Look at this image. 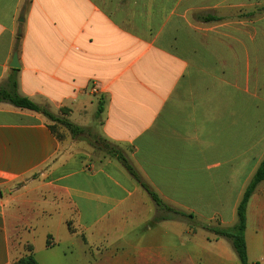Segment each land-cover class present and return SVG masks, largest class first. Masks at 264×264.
Returning a JSON list of instances; mask_svg holds the SVG:
<instances>
[{
    "label": "crops",
    "instance_id": "1",
    "mask_svg": "<svg viewBox=\"0 0 264 264\" xmlns=\"http://www.w3.org/2000/svg\"><path fill=\"white\" fill-rule=\"evenodd\" d=\"M13 71L21 96L122 149L167 209L118 160L0 103V264L25 255L16 238L39 264H240L207 228L236 224L264 159V0H0V88ZM245 236L264 264V182ZM73 237L94 251H63Z\"/></svg>",
    "mask_w": 264,
    "mask_h": 264
},
{
    "label": "trees",
    "instance_id": "2",
    "mask_svg": "<svg viewBox=\"0 0 264 264\" xmlns=\"http://www.w3.org/2000/svg\"><path fill=\"white\" fill-rule=\"evenodd\" d=\"M205 21H213L215 18L206 17L203 18ZM0 103H8L16 108L29 110L38 114L43 115L52 125L50 126L53 133L57 135L59 140H63V137L57 131V127H63L73 139H85L90 142V146L93 148L94 152L99 151L104 154L102 158H112L118 160L128 171V173L147 191L155 204L163 209H167L159 197L141 180V177L135 167L131 164L125 153L117 145L109 142L108 140L96 136L92 133L91 128H84L78 126L67 119V110H62V115L57 116L50 111L47 106H41L34 103L27 97H23L18 92V82L16 71L8 77V80L4 87L0 88ZM103 111L102 104H100L97 118L101 115ZM264 182V159L261 162L258 170L247 186L243 198L237 209V222L230 229H220V228H207L209 231L213 232L217 237L227 239L235 251L240 264H249L248 259V249L246 242V229H247V208L250 199L255 194L258 186ZM180 216H185L182 212H177ZM189 219H193V216H189ZM160 220V219H159ZM164 220V218L162 219ZM47 246L50 247V237L47 240ZM15 264H39L35 258L34 248L31 244L27 243L25 246V255L18 259Z\"/></svg>",
    "mask_w": 264,
    "mask_h": 264
},
{
    "label": "rangeland",
    "instance_id": "3",
    "mask_svg": "<svg viewBox=\"0 0 264 264\" xmlns=\"http://www.w3.org/2000/svg\"><path fill=\"white\" fill-rule=\"evenodd\" d=\"M88 118V117H87ZM57 127V131L60 133V135L64 138H66L67 136H65L66 134V130L63 128V127ZM91 128L92 130V133L96 136H98L97 134V130L95 128V125L89 127ZM75 140L77 143H79L82 147H85V149H89L90 151H94L93 148L90 146V142L88 140H85V139H73ZM95 153V156L99 159V158H102L104 156L103 153L99 152V151H96L94 152ZM79 163L80 161L77 159V160H74L72 161V163L65 167L64 168V172H72V171H75L78 166H79ZM69 229L71 232H73L74 234H78V235H81L82 237L85 238V235L84 233H77L78 231L75 229V227L69 225ZM47 232L48 230L46 229V227H42V226H38L37 228H34V231H32L31 235L33 236V238L36 240V242H41L43 241L45 238H46V235H47ZM140 234V229L139 228H135V226H133L132 228L126 230V240L129 241L130 244H135V242L137 241L138 239V236ZM62 236V235H61ZM86 236L90 237L91 236V233L88 232L86 234ZM114 236V235H113ZM68 239L70 236H68ZM15 243H19L21 245V247L23 246L24 247V250H25V246L26 244L23 243L19 238H16L14 240ZM138 242V241H137ZM138 244V243H137ZM89 246L85 245V244H82V238L81 237H73L72 238V242H69V240L65 239V244H64V247L62 248L63 251H66V252H74L75 254H81V253H87L89 251H94V249L92 250L90 247H91V244H88ZM117 248V245H104L103 247V250H106V249H116Z\"/></svg>",
    "mask_w": 264,
    "mask_h": 264
},
{
    "label": "water",
    "instance_id": "4",
    "mask_svg": "<svg viewBox=\"0 0 264 264\" xmlns=\"http://www.w3.org/2000/svg\"><path fill=\"white\" fill-rule=\"evenodd\" d=\"M11 67L14 69L20 68L17 53L13 57V63L11 64ZM6 193H9V191H6ZM0 196H2V193H0Z\"/></svg>",
    "mask_w": 264,
    "mask_h": 264
},
{
    "label": "built area",
    "instance_id": "5",
    "mask_svg": "<svg viewBox=\"0 0 264 264\" xmlns=\"http://www.w3.org/2000/svg\"><path fill=\"white\" fill-rule=\"evenodd\" d=\"M90 94L93 95V96H96V95H100V90L99 88L97 87V85L93 84L90 88Z\"/></svg>",
    "mask_w": 264,
    "mask_h": 264
}]
</instances>
